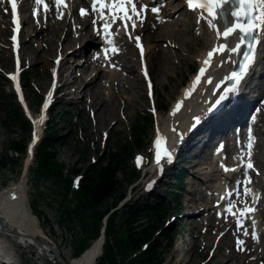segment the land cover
Wrapping results in <instances>:
<instances>
[{
    "label": "rangeland",
    "instance_id": "rangeland-1",
    "mask_svg": "<svg viewBox=\"0 0 264 264\" xmlns=\"http://www.w3.org/2000/svg\"><path fill=\"white\" fill-rule=\"evenodd\" d=\"M30 2L31 0L24 1L25 9L22 12L24 17L30 19L23 23L22 32L24 43L22 49V67L24 72L26 99L29 103L30 110L32 112H37V110H39V102L37 101V98L33 97V91L37 93V96H43L49 88L52 67L54 65L53 60L57 56L58 51L56 52L53 50L50 52L46 50H36L37 41H40V39L36 37L37 35L34 34V30H31L30 24L33 23V25L41 28L40 24L37 23L38 21H50L51 18L60 19L58 18L60 12L57 13L50 11L46 15H41L43 17L42 19L37 20L34 16L32 17L27 9ZM180 3L182 4L184 1L181 0ZM68 4V7H71L69 15L72 20L78 19L79 21L85 22L88 20L87 18L90 20V17L78 18L77 1ZM145 7L146 6H140L137 8V10H140L141 8L142 10L141 16L137 17V21L135 22L136 28L140 29L139 31H141L147 41L149 38L148 30H146V28L142 29L146 19ZM65 11L66 7L62 8L61 12L63 14ZM183 11L184 14L180 11V13H176L177 16L175 14L173 17L176 21L178 16H183L182 22H179L177 25L180 30L179 43L172 48L173 44L171 39L166 37L155 42L160 43L161 45V51L163 52H161V55L165 57V55H167L165 52H167V49L169 48L168 50L173 52L171 55H176V57L169 56L168 61H162V58L158 59L155 57L157 61L163 63L165 74L160 78L156 77L153 67L150 65L157 93V96L155 97L156 104L157 106L159 105L160 109H158L157 113H154L153 125L147 129L141 140V146L137 147L135 150L133 166L140 169V174L138 176H133L131 169L126 172H120L122 183L117 192V196L124 193L121 198L122 200L120 199L121 201H119V205H117L116 208L120 214H123V210L126 206L125 203L129 201L134 202L135 198L141 197L146 191L147 186L153 182L154 176H157V174L164 169L165 162L162 161L155 167L156 159L152 156L158 117H166L167 113L173 107L174 102L183 93L185 86L188 85L194 77V74L199 70L201 55L208 50V34L205 32L202 33V39H200L199 36L201 31V21L199 23L197 22L199 17L198 13L184 8ZM44 16H47L48 18ZM162 17L164 16H159V18ZM169 18L170 20H173L172 17ZM141 19L143 20L142 23ZM150 22L154 24V19H151ZM87 24V30L94 26L90 21H88ZM80 26L81 24L78 22L73 24L72 33L74 34L75 30ZM10 31V17L6 6L3 4V0H0V91L4 90L5 92L11 90V84L8 81V77L14 67L9 37ZM77 34L80 35L79 32H77ZM125 36L126 35L122 31H117V43L120 45L116 44L115 47L118 48L119 51H112L111 57H114V54H118V57L116 56L115 58H110L103 62L102 67L104 69L102 68L101 75L105 77L103 78L101 85L97 87L100 91L97 88H91L85 89L79 92V94L75 92V90L80 85L78 82H83L84 77L76 74L73 70V72L69 71L68 75L63 76L64 80L75 79L76 84L73 87L65 86L62 90L59 89L56 95L58 103L55 104L50 112L49 121L52 122L50 124L54 125L59 134L61 142L56 147V159L63 164L62 168L64 171H71L74 168H83V171L93 161L104 158L112 148L116 147V144L120 139H125L130 136L132 121L135 117L139 115H148L152 112L153 104L147 93L146 80L141 73L138 50L134 45V39H131L133 42L131 46L123 42ZM88 37L89 36L86 37V35L83 36L84 39L82 38L79 43L75 44L72 47L73 50L83 46V44L89 39ZM96 38V42L91 44L88 50L84 51L83 56L80 55L81 52H78V57L85 59L87 54L92 53L93 47L99 51L101 48V41L99 36ZM203 42H206L207 44H204ZM261 49L264 51V45L261 46ZM47 59L50 63H45ZM77 59L74 55L72 58H69L68 60L62 59V61L75 66ZM261 59L264 60V57L261 56ZM115 61L118 62V64H116ZM96 63L97 61L92 63L91 66L94 67ZM97 64L100 65V62ZM123 64L126 66L135 64L136 72L140 74V77L136 72L129 71L127 68L124 69ZM107 69L112 70L115 74H110ZM120 85L122 88L121 95L116 91ZM65 89V96L62 97V93ZM125 89H127V91H124ZM116 94H119L121 97ZM101 96H105L111 100H115V98L118 97L114 101L116 105L119 104L117 113H119L121 118L118 122L113 123L111 117L108 118L104 124H101L98 121L96 116L97 107L95 108L91 102L94 99H99ZM71 97H79L78 100H80V102L78 105L75 102L68 101ZM259 112L253 124L254 146L251 150L252 155H250L253 167L249 170L250 179H252L251 188L256 190V194L255 197L251 193L247 194L244 198H233L237 204H243L244 202L249 204V202H252L255 211L245 215L244 218L239 219L242 220L239 230L237 229L238 217L236 215L231 216L224 211L225 204L223 205V213L219 214V204L220 202L224 203L225 201L221 198L224 192H221L220 188L213 185L220 182V177H223V179L225 178L230 183H235L236 173L234 172L238 171V169L234 172L227 173L225 172L224 165L221 164L220 156L215 158L211 157L214 147L218 145L213 142V139L217 136L213 135L210 137L204 149H199L197 144L192 145L189 151L186 152L184 161V163L190 166H188L189 171H187V174L189 175L186 178L187 181L184 182L185 191H183L184 195L181 198V204L179 205L180 211L172 210L171 212H166L165 219L167 220L166 222H168V227L162 228L164 225L162 224V227L160 228V248L163 257L162 264H206L211 259L215 261L214 264H264V103L259 105ZM4 114L5 110L0 103V151L2 150L4 153L7 150L6 157L8 159V164L5 167L0 166V190H3L4 187L8 186L11 182L18 181L21 178L24 163L28 158L27 152L17 153L13 151L12 148L9 147L10 141L12 139L20 138L23 134L27 142H31L29 132L23 133L15 123L7 125L2 122ZM103 116L104 115L100 117V120L102 121L104 120V118H102ZM46 125L47 123L41 124V127L39 128L40 137H44L47 131ZM202 132L198 133V135L200 134L201 136ZM217 135L221 140L223 138L222 143L225 144V149L228 148L229 150V152L226 150L227 155L223 156L225 159L224 164L226 167H232L235 163L234 161L240 158L242 152L244 153V149L236 147L233 152L234 145L230 143L227 145L226 143L228 140H231L230 137H228L229 135L227 132L224 131L222 135L221 133H218ZM204 140L206 141L205 137ZM35 149L36 146H34V150ZM219 149H221V147H219ZM140 155L142 157H148V160L147 162L145 161L146 163L140 162L138 165L137 157H140ZM10 157L12 159H10ZM191 159H193L194 163ZM204 160H207V162L202 163ZM179 162L181 163V161ZM180 165L182 166V164H177V167H180ZM204 165L206 166L204 167ZM34 166L35 159L32 158L26 175L25 203L29 211L33 213L32 216L35 218L31 216V218L24 222V225L26 224L25 227L29 231L31 230L32 232L37 233L38 239H43L48 242L50 247L52 246L58 253H60L66 262H71L74 257L78 256L74 254L76 250L75 247L78 240H84L83 237H81L84 233V228L78 218H76L74 221L76 223H72L70 228L59 221V215L62 211V196L59 191L61 188L57 185V179H55L54 176L38 178L32 170ZM213 166H218L224 173L219 174L215 171L214 173H209L210 168ZM145 169L148 170V174L144 177L143 171L145 172ZM78 174L83 175V172L72 174L75 185L78 183ZM230 176H232L234 180H231ZM192 178H194L195 185L189 183V180H192ZM165 185L166 182L159 185V189L166 190V194L172 193V189L166 188ZM206 196L214 203V207L209 208V210L203 209V207L200 208L194 203L196 201L197 204H201L199 199ZM148 200H151V198ZM34 201L37 208L41 209L40 212L34 210ZM113 201L114 198L111 197L101 208L111 205ZM188 202L194 203L190 209L186 207ZM196 212L197 214H193ZM44 214L47 215L49 220L44 219ZM173 218H175V221L169 223ZM194 219L195 221L193 222ZM253 221H255V224H253ZM242 222H245V224H242ZM165 228H172V230L168 232V238L161 235V232ZM245 228L248 232L247 235L244 234ZM40 229H42L43 232H41ZM253 232L256 234V239H253ZM2 236L4 235L2 234L1 238ZM85 239L90 243L85 248L87 249L92 245L95 238L89 237ZM238 239L244 241L239 247L237 246ZM211 241L213 242L211 243ZM2 242H5L10 248L12 246L15 249V252L13 251L15 253L14 260L19 261L22 264H62V262L55 257L49 259L47 254L41 253L39 251L40 249H38L35 244H20L15 236L9 237L7 238V241L3 240ZM2 252H4V250H2ZM50 256L52 257V254Z\"/></svg>",
    "mask_w": 264,
    "mask_h": 264
},
{
    "label": "bare ground",
    "instance_id": "bare-ground-1",
    "mask_svg": "<svg viewBox=\"0 0 264 264\" xmlns=\"http://www.w3.org/2000/svg\"><path fill=\"white\" fill-rule=\"evenodd\" d=\"M51 1L54 2L55 0H51ZM66 1H68V0H66ZM71 1H78V0H71ZM87 1L88 0H79L78 2L80 4H85V2H87ZM135 1H138V0H135ZM156 1H158V0H141V3L144 4V3L148 2V3L154 4V2H156ZM160 1L164 2V4L161 6V14L164 17L162 19H159V18L155 17V15H154V14H157L156 12H152L150 10H147L145 13L146 14L145 24H144V27L142 28V29L146 28V30H148L147 32L149 34V36H148L149 38L146 42V44H147V55L149 58L148 59L149 62L152 63L150 65L153 67V70H154L157 78L162 77L165 74V72H164V68H163V63L157 61V59L155 57H157L158 59L162 58V61L163 60L168 61L169 56L170 57H176V55H171L173 52L171 50H168L169 49L168 48L167 52H165L167 55H165V57H164L163 55H161L162 49H161L160 43H155V42L157 40L163 39V37H166V38L171 39L172 44H173L172 48H174L179 43L180 30H179V27L177 25L179 24V22L180 23L182 22L183 16L182 17L178 16V19L176 21L174 20L175 18H173V17L176 13H180V11L184 14L183 8L184 9L186 8V7H184L183 3L182 4L180 3L181 0H160ZM135 4H136V2H135ZM226 7H231V6L229 5ZM128 8L130 10L131 5H128ZM38 9L39 10L41 9L39 7V5H38ZM34 10L35 9H33V12H34ZM41 10H43V9H41ZM140 11H141V9H140ZM70 12H71V7H66V11L63 14V18H60V19H52L51 18L50 19L51 22L50 21H43V20L38 21L37 23L40 24L41 28H38L37 26L33 25V23L30 24L31 30H34L33 31L34 34L37 35L36 37L40 39V41L36 40L37 41L36 50H46V51H50V52L53 50L56 52L60 50L59 53H60V55H62V59L63 58L69 59V58H72L74 56V54L78 53L79 51H83L86 48V46L94 44L96 42L95 40H97L96 37H98L97 33L99 32V30H102V33H104L107 36V32L102 27V24L103 23H110L111 21H109V20L102 21L101 20L98 23L96 22V24L93 27H90V29L87 30V28H88L87 22L90 21L89 18H87L88 20L86 22L85 21H79L78 19L72 20L71 16L69 15ZM197 12L199 13V16H200L201 11H197ZM57 13H59V12H57ZM77 16H78V18L83 17L78 13V11H77ZM176 16H177V14H176ZM205 16H208V14H205ZM84 17H86V16H84ZM108 17L111 19L110 16H108ZM169 17H172L173 20L172 19L170 20ZM42 18H43L42 16H39L37 18V20H40ZM46 18H48V17H46ZM208 18L211 19L212 17L208 16ZM151 19L152 20L154 19V24L150 22ZM232 19L233 18H231L229 12H224L223 17L220 16L218 20H214L213 22L217 25V28H219V30L222 32L223 29L231 23ZM28 20H30V19L24 17L23 22L25 23ZM59 20H63V21H59ZM133 20L137 21V17L133 16ZM200 21H201V25H200L201 31L199 33L200 39H202V33L205 32L208 34V40H209L208 44L206 42H203L204 44L205 43L207 44L208 50H206L204 52V54L201 55V58H200L201 59L200 60L201 61L200 68H201L203 66V61L206 58L207 53L210 49L213 50L214 48H217L221 44H225L228 47H235L236 43L239 40V36L238 35L230 36L227 40H224L222 36H218L216 34V29L210 27L208 25V23L206 22V20L202 19ZM77 22L80 23L81 26L78 27L75 30V33L73 34L72 33L73 24H76ZM130 24H132V21H127V32L128 33L133 32L132 26ZM100 25H101V27H99ZM120 27L125 31L124 22H123V25ZM115 28H118V27H115ZM77 32H79L80 35L77 34ZM136 32L139 33L138 31H136ZM85 35H86V37L89 36L88 37L89 39L83 44V46L78 47V49L73 50L72 47L75 44L79 43L82 40L83 36H85ZM104 39L107 43H106V46L102 47V53L101 54L99 53V51H97V49H94L96 51H93V53H91L89 56L86 55L85 60H83L82 57H78V60L76 61L75 66L62 62L63 70H66V71H68V70L72 71L73 70L74 72H76V74L84 77L83 82L82 81L78 82V84H80V85L75 90V92L79 93L85 89H91V88L95 89L101 85V82H103L102 80L105 76L101 75V73H102L101 70L103 68L102 64L105 61L104 59L106 58V54H104V57H102V54L104 53L105 49L112 50V48H113V45L108 43V37H105ZM111 39L114 41L115 44H117L115 42V40L112 38V36H111ZM259 40L260 41L258 43H256L254 46L255 57H254V61L251 63L250 70L247 74L248 77L250 75L251 76L253 75V73H254L253 68H256L257 63L260 60H262L261 59L262 53L260 51V46L262 44H264V32H261L259 34ZM123 42L127 43L129 46H131V44L133 43L131 41V39H129L127 34H126L125 38L123 39ZM23 43H24V40L22 41V49H23ZM118 45H120V44H118ZM132 52H133V50H132ZM116 56L118 57V54H114V57H111V58H115ZM133 57H134V55H133ZM135 58H136V55H135ZM259 58H260V60H259ZM234 59H235V53L234 52H231V51H226L223 53L215 52L214 56L211 59L212 60L211 63L207 67L204 75L202 76V79L196 84L195 89L190 91L187 96L185 95L186 92H188L190 89H193V82H194L196 76L198 75L199 71L196 73V75L193 77V79L188 83V85L185 86L183 93L174 102L173 107L167 113L166 117H164V116L158 117L157 116L158 117V124H157L158 132L161 134H164L169 140L168 145H169L170 150L169 149L168 150L171 153L170 160L173 158V160H172L173 163L170 165L171 168H175L176 164H180V162H179L180 154L184 150H186V148L189 147L192 143H193L192 145L197 144V147H199V149L205 148L206 143L210 137L218 134L221 130L222 131H224V129L230 130L232 128L231 124L234 122V120H237L238 118H240V116H243L244 114H246V110L248 109L250 102H253L255 100V96L257 95V93L260 92L259 88L260 89L263 88V81H261L259 79L260 76L256 75L253 78L249 77L248 78L249 82L247 84H244V87H242L240 85L239 87H237L238 90L234 93L228 91V93H230V96L232 98V102L230 103V105L228 107H226L222 111L214 112L215 114L210 115L211 112L213 111V109H215V107H216V99H217L216 95L219 94V92H220V91L216 92L215 87L225 74H230L232 72V70H233L232 65L235 64ZM24 60H25V58H24ZM95 61H97V63L100 62V65L96 63L94 65V67L91 66L92 63H95ZM45 63H50V62L47 59L45 61ZM116 64H118V62H116ZM123 68L124 69L127 68V69H129V71L131 70L133 72H136L135 64H132L131 66H126L125 64H123ZM94 70H95V73H94ZM107 71L110 74L111 73L115 74L110 69H107ZM136 74L140 77L139 73L136 72ZM100 75H101V77H100ZM98 77H100V78H98ZM209 78H211V82H209ZM76 79H78V78H76ZM66 80L64 81V83L60 84V87H63V86L73 87L76 84L75 79L67 80V81ZM106 81H108V80H106ZM226 82H227V79L224 81V84ZM232 87H233V85L230 86L228 89H231ZM245 87H249L250 90L246 91L245 94H242L241 91ZM97 89H99V88H97ZM99 91H100V89H99ZM116 91L118 93H120V95L122 94L121 85H120V87H118L116 89ZM124 91H127V89H125ZM250 91H251V94H250ZM116 95L120 96L119 94H116ZM82 97H83V95H82ZM117 98H115V100ZM78 99H79V97L73 98V102H75L77 105L80 102V100H78ZM115 100L114 99L111 100L109 98H106L105 96L104 97L101 96L97 100L96 99H94L93 101L91 100L92 101L91 103L93 104V106L95 108L97 107L96 108V116H97L98 121L101 124L106 123L105 121L110 117H111L113 123L118 122L120 120L121 117H120L119 113H117V109H118L119 104L116 105V103L114 102ZM123 101H124V99H123ZM178 102L180 103L179 108H177ZM117 103H119V102H117ZM203 113H205L204 116H203ZM102 115H104L102 117V118H104L103 121L100 120V117ZM206 117H207V119H206ZM197 118H199L198 121H197ZM111 119H110V122H111ZM34 120H36V118H34ZM36 128H37L36 136H38L40 133L39 125H37ZM200 132H202L201 136H200V134L198 135V133H200ZM204 137H205L206 141L204 140ZM251 139L253 141L252 135H251ZM244 146L246 147L245 144H244ZM219 147H221V149H219ZM219 147L217 146V148H215V156L216 157L220 156L219 158H221L220 159L221 164L224 165V169H225V167H226L224 164L225 159L223 157L225 154L224 148H223V145H221ZM183 148H184V150H183ZM33 149H34V145L31 146V148L29 149V153L27 154L28 158L24 163V168H23L21 178L18 181L11 182L8 186H5L3 190H0V218H1V220H0V264H5V263L6 264H19L20 263L19 261L14 260L15 249L12 246L10 248V246L5 244V242H2L3 240L7 241V238L12 237V236H15L17 238V241L20 244H23V245L35 244V245H37V248L40 249L39 251L41 253H44V254L47 253L49 248H51L50 244H48V242L44 241L43 239H36L37 233L32 232L31 230L29 231L25 227L26 224L24 225V222L27 219L31 218V216L33 215V213H31L29 211V209L25 203L26 175H27V170L29 168V164L31 162V154L33 152ZM250 149H252V146L250 147ZM142 158H143L142 162H145L146 157H142ZM164 158H166V157L162 156L161 162L164 161L163 160ZM166 159L169 160L168 158H166ZM191 160L194 163L193 159H191ZM246 160H249L252 163L251 157H247V155L243 156V162H245ZM206 162H207V160H204L202 163H206ZM234 162H235L234 165H232V167H227L229 170L225 171V172L230 173V172H234L237 169L239 170V168H241V169L243 168V167H240L241 161L236 160ZM165 163H166V161H165ZM158 165L159 164L156 161L154 166L156 167ZM205 166L206 165H204V167ZM165 171H166L165 168L163 170H161V172L159 174H157V177L160 178V176H162V174ZM214 171L218 172L219 174L224 173L221 170V168H219L218 166L211 167L209 173H214ZM146 173H148V172L146 171ZM220 178H221L220 182H218V184L213 185V186L220 188V191L224 192L223 195H225L226 193H231L234 190H236L237 184H234L231 186L228 184V181L225 178L224 179H223V177H220ZM238 178H240V179L243 178V175H240ZM246 178L248 180L250 179L249 172L246 173ZM193 179L194 178H192V180H189V183H192L195 185V182ZM251 184L247 185L246 187L251 190L250 194L252 193L253 196L255 197L256 190L251 188ZM222 197H224V196H222ZM227 197L223 198V199H225L224 203L220 202V204H219L218 209L220 212L223 211V205L224 204L226 205L225 209H227L228 208L227 205L229 204V202L232 201V200H229L230 198H227ZM192 201H194V200H192ZM199 201L201 202V204H199V203L197 204L196 201L194 203L197 206H199L200 208L203 207V209L209 210V208L214 207L213 201L210 200L207 196L199 199ZM194 203L188 202L186 207H188L190 209V207ZM247 204H245V206L253 208L252 205L249 206V204L248 205ZM245 206L239 207V205H238V206L232 207L234 214L238 217V219L244 218V216L241 217V210L243 208H245ZM250 213L251 212H249L247 214H250ZM193 214H197V212L193 213ZM193 214H191V215H193ZM229 215H230V213H229ZM32 217L35 218L34 216H32ZM194 221H195V219L193 220V222ZM11 229H13V232H11ZM35 231H36V229H35ZM40 231L43 232L42 229H40ZM2 234L4 236H2V238H1ZM104 241H105V236L102 238H99V237L95 238L92 242V245L83 254L74 257L71 260V262H66V264H93L95 262L96 258L101 254V252L103 250ZM212 242L213 241H211V243ZM2 250H4V252H2ZM214 262L215 261H213V259H211L206 264H214ZM20 264H22V263H20Z\"/></svg>",
    "mask_w": 264,
    "mask_h": 264
},
{
    "label": "trees",
    "instance_id": "trees-1",
    "mask_svg": "<svg viewBox=\"0 0 264 264\" xmlns=\"http://www.w3.org/2000/svg\"><path fill=\"white\" fill-rule=\"evenodd\" d=\"M33 97L39 100L41 95L33 91ZM0 103L5 110L2 122L7 125L15 123L23 133L30 131V122L23 114L22 109L15 100L12 91H0ZM48 122L44 137L36 146L35 166L32 168L37 177L54 176L62 196V211L59 221L65 226L75 224L76 218L84 228L75 247V255H80L90 244L85 238H97L105 215L108 214L103 252L94 264H162V250L160 248L159 229L166 221V212L178 211L182 193L172 192L167 194L170 201L158 200L153 202H126L123 214L114 209L124 193L117 196L122 183L120 172L131 169L133 176H138L140 170L133 166L134 155L137 147L142 144V138L147 129L153 125V115H139L132 121L129 137L120 139L116 147L112 148L106 156L93 161L83 171V168H74L64 171L63 164L56 158V147L61 142L54 125ZM27 140L22 134L18 139H12L9 147L17 153H25ZM7 150L0 151V166L8 164ZM10 159H12L10 157ZM133 160V162H132ZM83 172L77 185H74L72 174ZM182 173L177 176V187L184 188ZM114 198L111 205L101 208L107 200ZM175 201V203L173 202ZM34 210L40 212L34 201ZM44 219L49 220L44 214ZM172 228H165L161 235L168 238Z\"/></svg>",
    "mask_w": 264,
    "mask_h": 264
},
{
    "label": "snow or ice",
    "instance_id": "snow-or-ice-1",
    "mask_svg": "<svg viewBox=\"0 0 264 264\" xmlns=\"http://www.w3.org/2000/svg\"><path fill=\"white\" fill-rule=\"evenodd\" d=\"M11 3L13 14H14V22L17 24V29L19 27V21L18 17L16 16V0H9ZM44 2V0H35V3L37 5H40ZM187 6L190 10H196L197 8L201 9V15L198 17L197 22L199 23L200 20H206L208 25L214 29H216V34L218 36H222L224 40H227L230 36L238 35L239 40L236 43L235 47H228L225 44L219 45L217 48H214L212 51H209L208 58L204 61V66L199 69V73L196 76L194 82H193V89H190L188 92L185 93L187 96L190 91L195 89L196 84L200 81L201 77L204 75L206 68L210 64L211 57L213 56L214 52H226L231 51L234 53H239L241 51V48L244 45H247V50L243 52V59L239 63L240 71H233L228 79L233 81V87L231 89H226V91L229 92H236L238 90L237 85L240 80L243 79V76L246 74L248 67L251 66V63L254 61V45L259 42V34L261 32H264V0H186ZM55 3L57 5V8H59L61 5L64 7H67L66 0H55ZM97 3L100 4V8L97 9L96 5ZM110 5V6H109ZM128 5H131V9L129 10ZM231 5V7H226ZM45 10L48 9L47 4L44 5ZM105 7H108V12L105 14L104 9ZM92 10L95 12L99 10L100 12V18L106 19V15L111 17L112 23H116L117 20H121L124 22V28L125 32L128 35L129 39H134L137 43V46L141 48V56H143V49L142 46L139 44L140 37H132L130 33L127 32V21H132V29L135 30L136 28V22L133 20V16L140 17L141 11L137 10L135 0H109V3H106L105 0H92ZM152 12H158L159 9L153 7L151 9ZM208 13V16H211L212 18L209 19L208 16L204 15V12ZM224 12H229L232 19L231 23L223 29L221 32L219 28H217V25L213 22L214 20H218L220 15ZM34 14H36L34 10ZM81 16L87 14L86 9H80ZM58 18H63V13L60 12ZM143 20L141 19V23ZM93 25L96 24V20L94 19L92 21ZM102 27L107 32L108 37V43L113 45L112 50L113 51H119L118 48L115 47L114 41L111 39V36L113 35L109 30L111 29L110 23H105L102 25ZM252 37L251 40H248V37ZM13 40H16V36L14 35L12 37ZM145 75L147 73L145 72ZM12 79L15 80L16 76H12ZM209 82H211V78H209ZM149 87L151 85L149 84ZM17 91H19V87L17 86ZM225 99V96H221L220 100ZM21 101L23 102V98L21 96ZM219 103V101H217ZM180 103L178 102L177 108H179ZM43 117L41 118L42 122ZM199 118H197V121ZM38 121H34V123H39ZM34 142L36 140V133L33 134ZM166 138H163L160 136L159 132L157 134V139L154 141V144L157 148L156 153V161L158 164H160L162 159V154L160 150L161 141L165 140ZM251 147V136L249 134V144L248 148ZM247 155L250 156V152L247 153ZM243 156L244 153L242 152L240 155L241 162L243 164ZM163 157H166L170 160L171 153L168 151L166 147L163 149ZM142 157H137V164L142 161ZM244 167L251 169L253 165L251 162H247L243 165ZM229 169L225 167V171H228ZM250 183V180L248 181ZM250 189L247 187L244 188V193L248 194L250 193ZM232 209V205H229L225 211L230 212ZM255 211L254 208H245L241 210V217L244 216L245 212H253ZM253 224H255V221H253ZM241 226V221L237 220V229L239 230ZM244 234L247 235V229H244ZM253 239H256V234L253 232L252 234ZM244 243L243 240H237V246L239 247Z\"/></svg>",
    "mask_w": 264,
    "mask_h": 264
},
{
    "label": "water",
    "instance_id": "water-1",
    "mask_svg": "<svg viewBox=\"0 0 264 264\" xmlns=\"http://www.w3.org/2000/svg\"><path fill=\"white\" fill-rule=\"evenodd\" d=\"M108 217V216H107ZM107 217L105 218V224H106V222H107ZM0 220H1V218H0ZM11 232H13V229H11ZM105 236V225L103 226V228H102V230H101V234H100V236H99V238H102V237H104ZM88 249V248H87ZM87 249H85V251L87 250ZM53 251H54V253H55V255L58 257V259L62 262V264H66L65 263V261L63 260V258L59 255V254H57V252L53 249ZM84 251V252H85ZM83 252V253H84ZM82 253V254H83Z\"/></svg>",
    "mask_w": 264,
    "mask_h": 264
}]
</instances>
